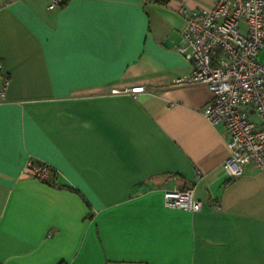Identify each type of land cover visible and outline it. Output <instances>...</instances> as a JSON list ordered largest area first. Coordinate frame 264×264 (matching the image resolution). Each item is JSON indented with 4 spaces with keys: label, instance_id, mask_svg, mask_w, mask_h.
Wrapping results in <instances>:
<instances>
[{
    "label": "crops",
    "instance_id": "0c3cea01",
    "mask_svg": "<svg viewBox=\"0 0 264 264\" xmlns=\"http://www.w3.org/2000/svg\"><path fill=\"white\" fill-rule=\"evenodd\" d=\"M216 1L0 0L2 264H264V172L231 178L211 92L174 85L178 10ZM175 187L200 210L167 208Z\"/></svg>",
    "mask_w": 264,
    "mask_h": 264
},
{
    "label": "built area",
    "instance_id": "2783aa9c",
    "mask_svg": "<svg viewBox=\"0 0 264 264\" xmlns=\"http://www.w3.org/2000/svg\"><path fill=\"white\" fill-rule=\"evenodd\" d=\"M65 0H50L47 10ZM185 20L176 51L192 65V73L174 82L176 86H205L212 102L203 110L211 126H223L229 156L222 168L231 178H239L248 166L264 172V64L258 60L264 49V0H217L212 8L178 10ZM0 60V72L2 71ZM7 80L0 85V103L5 99ZM135 87L129 93L145 92ZM31 177L50 182L55 170L28 160ZM167 208L191 212L200 210L193 190L165 191ZM0 264H2L0 262Z\"/></svg>",
    "mask_w": 264,
    "mask_h": 264
},
{
    "label": "trees",
    "instance_id": "16d2710c",
    "mask_svg": "<svg viewBox=\"0 0 264 264\" xmlns=\"http://www.w3.org/2000/svg\"><path fill=\"white\" fill-rule=\"evenodd\" d=\"M146 2H149V3H153L155 5H160V6H164L166 5L170 0H144ZM67 2V0H65L64 4ZM63 4V5H64ZM27 173V172H26ZM28 174V173H27ZM55 175L52 177L54 179ZM52 179V181H53ZM46 183H51V182H46Z\"/></svg>",
    "mask_w": 264,
    "mask_h": 264
}]
</instances>
